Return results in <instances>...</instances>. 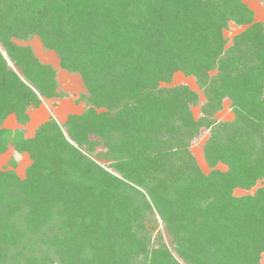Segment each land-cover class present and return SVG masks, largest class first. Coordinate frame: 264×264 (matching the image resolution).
<instances>
[{
    "label": "trees",
    "instance_id": "16d2710c",
    "mask_svg": "<svg viewBox=\"0 0 264 264\" xmlns=\"http://www.w3.org/2000/svg\"><path fill=\"white\" fill-rule=\"evenodd\" d=\"M0 20V154L33 161L25 178L0 168V264H182L173 250L186 264L260 263L264 30L244 0H0ZM32 35L81 74L94 108L27 138L7 117L25 124L63 96L56 69L11 41ZM177 71L201 93L161 85ZM226 99L235 116L219 121ZM205 131L207 162L226 171L205 174L188 150ZM156 215L173 247L153 239Z\"/></svg>",
    "mask_w": 264,
    "mask_h": 264
},
{
    "label": "rangeland",
    "instance_id": "374dc122",
    "mask_svg": "<svg viewBox=\"0 0 264 264\" xmlns=\"http://www.w3.org/2000/svg\"><path fill=\"white\" fill-rule=\"evenodd\" d=\"M254 1L257 2L256 4H260L258 9H253L250 7L251 3L254 4ZM260 1V2H258ZM247 6L253 12V21L260 22L263 26L264 30V0H244ZM256 10L259 14L256 13ZM1 21V20H0ZM250 23L244 25H236L231 24V28L226 30L225 34L228 38H232L235 34L244 31ZM11 41L14 42L16 45L20 46H30L34 52V54L38 57V59L45 63L51 64L57 71L56 78L58 81V90L63 94L62 97L55 96V97H42V103L39 107H32L28 110V115L30 113L32 119H36V121L31 122L30 117L29 120L22 124L17 119L16 116L13 114L15 118L8 121V125L14 127L18 126L24 133L23 136L27 138H31L36 135V129L43 123L48 121L49 119H55L58 122L57 116L59 117V110H63L64 112L68 113L69 115H81L86 113V111L90 108H94L92 104L87 102V99L84 97L86 95L87 89L83 82L82 76L80 73L71 72L60 65V59L57 52L53 49L45 47L43 40L38 35H32L27 39L19 38L17 36H12ZM19 69V68H18ZM60 72V73H59ZM162 86L172 87L177 85H187L194 91L200 92L201 90L196 82V79L193 76H187L182 71H177L174 73L171 82L169 83H161ZM204 100V96L201 94L200 103L192 107L193 115L195 118H198L201 115V105ZM231 101L230 99H226L223 104V109L215 115V118L219 121H226L231 120L234 118L235 114L233 112L232 107L230 106ZM59 108V109H58ZM98 111H104L105 108H96ZM60 112V111H59ZM70 112V113H69ZM73 113V114H71ZM68 118V117H67ZM59 123V122H58ZM63 125L64 123H59ZM9 127V126H8ZM209 137V133L206 131L202 133L201 136L196 137L193 139L188 146V150L193 153V156L200 167V169L205 173L209 174L211 170L219 169L221 171H226L228 169L227 165L224 163H218L214 167H212L206 160L204 156V145ZM86 146H84L85 148ZM104 150L103 146H97V150L88 152L87 155L93 157L97 155L98 152ZM32 157L28 152L19 153L16 151L14 145H10L8 150L0 154V168L3 170H14L15 173L21 177L25 178L27 175L28 168L32 164ZM100 164L109 167V161L104 159H100ZM111 167H109V171H111ZM113 174H117V171L112 170ZM118 175V174H117ZM261 186V182H258L257 185L251 190L255 191L257 187ZM250 190L237 188L235 189V194L240 196L244 194L252 193ZM157 221L155 222L153 218H150L147 225L149 230L153 235V239L157 243H164L168 244V247H173V242H171L169 233L165 230V227L158 215H156ZM173 250V248H172ZM174 257L178 259L182 264L183 261L178 258L177 254L173 250ZM259 264H264V253L261 255V260Z\"/></svg>",
    "mask_w": 264,
    "mask_h": 264
},
{
    "label": "crops",
    "instance_id": "0c3cea01",
    "mask_svg": "<svg viewBox=\"0 0 264 264\" xmlns=\"http://www.w3.org/2000/svg\"><path fill=\"white\" fill-rule=\"evenodd\" d=\"M258 2H260V1H258ZM256 3H257V2L254 1V4L251 3L250 7L253 8V9H258V7L260 6V4H262V3H261V2H260V4H259V3L256 4ZM256 13L259 14V12H258L257 10H256ZM59 73H60V72H59ZM58 109H59V108H58ZM59 111H60V112H59ZM59 111H58V113H59V117L57 116V120H58L59 123H65V121L67 120V117L69 116V114L66 113V112H64L63 110H59ZM69 113H70V112H69ZM71 114H73V113H71ZM29 117H30L31 122L36 121V119H34V118L32 119L30 113H29ZM13 118H15V117L13 116V114L9 115V116L7 117V119L5 120V122H4V126L7 127V128H10V129H19L18 126H14V127H12V126H10V125L7 124L8 121H10V120L13 119ZM46 121H47V120H46ZM8 126H9V127H8Z\"/></svg>",
    "mask_w": 264,
    "mask_h": 264
}]
</instances>
